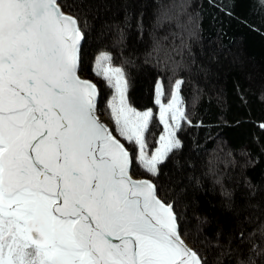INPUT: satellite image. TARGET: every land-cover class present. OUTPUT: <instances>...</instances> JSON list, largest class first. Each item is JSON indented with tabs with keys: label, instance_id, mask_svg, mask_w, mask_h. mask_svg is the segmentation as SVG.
<instances>
[{
	"label": "snow or ice",
	"instance_id": "snow-or-ice-1",
	"mask_svg": "<svg viewBox=\"0 0 264 264\" xmlns=\"http://www.w3.org/2000/svg\"><path fill=\"white\" fill-rule=\"evenodd\" d=\"M83 39L58 0H0V264H201L172 206L129 174L158 175L180 147L182 82L167 104L155 86L163 134L149 155L153 112L128 105L107 53L94 74L115 90L118 135L98 119V86L79 75Z\"/></svg>",
	"mask_w": 264,
	"mask_h": 264
},
{
	"label": "trees",
	"instance_id": "trees-1",
	"mask_svg": "<svg viewBox=\"0 0 264 264\" xmlns=\"http://www.w3.org/2000/svg\"><path fill=\"white\" fill-rule=\"evenodd\" d=\"M83 34L79 72L97 84L105 114L112 89L94 74L99 53L124 73L127 102L152 110V151L162 127L155 86L179 80L186 116L159 174L135 164L172 206L202 264H264V6L260 0H59ZM114 135L117 133L114 132ZM123 142V140H122Z\"/></svg>",
	"mask_w": 264,
	"mask_h": 264
},
{
	"label": "rangeland",
	"instance_id": "rangeland-1",
	"mask_svg": "<svg viewBox=\"0 0 264 264\" xmlns=\"http://www.w3.org/2000/svg\"><path fill=\"white\" fill-rule=\"evenodd\" d=\"M101 53H99L98 55H97V57L100 55ZM96 57V58H97ZM96 60V59H95ZM111 67H113V68H116V66H113L112 64H111ZM94 68H95V63H94ZM177 81H179V80H177ZM159 83H161L160 81H158ZM157 82V83H158ZM175 84H176V82L173 84V86H172V89H171V91L169 92V93H164V96H163V98H162V102L163 103H165V104H167L168 102H169V100L171 99V93H172V90L174 89V87H175ZM115 95V90L114 89H112V93L109 95V97H108V101L109 100H111L112 99V97ZM178 99L180 100V106L182 107V109H183V104H182V100H181V97H180V94H179V92H178ZM107 101V102H108ZM128 103V102H127ZM128 105L131 107V105L128 103ZM157 106V117H158V120H159V106L158 105H156ZM133 108V107H132ZM149 110V109H148ZM138 111V110H137ZM143 111H146V110H143ZM143 111H141V112H143ZM184 111V110H183ZM105 114H101L100 113V115H102L105 119H106V121L108 122V124H109V126H110V128H111V130L113 131V134H114V132L116 133V131H115V128H114V122L110 119V109H108L107 108V106H106V111L104 112ZM184 122H185V120H183ZM181 123H182V121H181ZM161 127H162V131H161V134H163V125H161ZM160 134V135H161ZM118 135V134H117ZM159 135V136H160ZM159 140V137H158V139H157V141ZM159 145H158V143L156 142V146H155V148L156 147H158ZM155 148L152 150V151H154L155 150ZM152 151H149V155L151 154V152ZM184 239V238H183ZM185 240V239H184ZM185 241H187V240H185ZM188 242V241H187ZM189 243V242H188ZM190 244V243H189ZM191 245V244H190Z\"/></svg>",
	"mask_w": 264,
	"mask_h": 264
},
{
	"label": "water",
	"instance_id": "water-1",
	"mask_svg": "<svg viewBox=\"0 0 264 264\" xmlns=\"http://www.w3.org/2000/svg\"><path fill=\"white\" fill-rule=\"evenodd\" d=\"M58 3H59V0H58ZM60 5V4H59ZM61 6V5H60ZM61 11L64 13V14H66V15H69V16H72V17H74L72 14H70V13H68V12H66L62 7H61ZM75 18V17H74ZM83 43V40H82V42H81V44ZM79 75L81 76V78H83V79H87V80H89V81H91V82H93L92 80H90V79H88V78H86V77H84L80 72H79ZM94 83V82H93ZM99 111L97 110V117H98V119L102 122V123H104L105 125H106V123L101 119V117H103L102 115H100L99 116ZM104 118V117H103ZM107 126V125H106ZM109 129L111 130V128H110V126H109ZM130 176H131V178L133 179V180H136V181H139V180H149L151 183H153L149 178H146V177H143V176H134L132 173H131V169H130ZM154 184V183H153ZM157 197H158V195H157ZM159 198V197H158ZM160 199V198H159ZM161 200V199H160ZM162 201V200H161ZM162 202H164V201H162ZM165 203V202H164ZM166 204V203H165ZM172 211H173V209H172ZM173 214H174V216H175V213L173 212ZM175 223H176V226H177V230H178V224H177V221H176V216H175ZM178 232H179V230H178ZM180 234V233H179ZM181 236V235H180ZM181 239L185 242V244L190 248V249H192V247H191V245L187 242V241H185L183 238H182V236H181ZM193 250V249H192ZM199 257V256H198ZM200 259V258H199ZM201 261V260H200ZM202 264V263H201Z\"/></svg>",
	"mask_w": 264,
	"mask_h": 264
},
{
	"label": "bare ground",
	"instance_id": "bare-ground-1",
	"mask_svg": "<svg viewBox=\"0 0 264 264\" xmlns=\"http://www.w3.org/2000/svg\"><path fill=\"white\" fill-rule=\"evenodd\" d=\"M99 116H100V114H99ZM101 119L106 123L107 127H109V124H108V122L106 121V119L103 118V117H101Z\"/></svg>",
	"mask_w": 264,
	"mask_h": 264
}]
</instances>
